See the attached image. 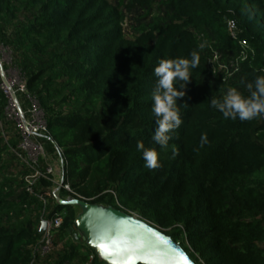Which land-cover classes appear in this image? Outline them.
I'll use <instances>...</instances> for the list:
<instances>
[{"label":"trees","instance_id":"obj_1","mask_svg":"<svg viewBox=\"0 0 264 264\" xmlns=\"http://www.w3.org/2000/svg\"><path fill=\"white\" fill-rule=\"evenodd\" d=\"M164 1L168 20L130 35L126 12L148 8L150 0H0V48L11 53L45 112L48 131L41 141L49 154L64 158L65 182L74 192L64 196L118 203L157 225L195 264H264V116L225 119L209 106L230 86L247 97V84L264 75V0ZM228 20H235L254 54L226 81L218 73L210 83L205 53H222L228 61L240 53ZM193 51L200 64L177 101L182 124L161 148L152 141L154 68ZM1 84L0 74V132L10 125ZM205 133L208 143L201 147ZM137 141L157 151L161 167H145ZM18 143L15 134L0 148V158H9L0 165V264H32L41 239L44 204L26 192L29 170L11 150ZM11 162L22 168L19 179L7 172ZM52 187L42 179L36 191ZM47 212L66 214L54 240L58 248L75 208L51 200ZM54 254L44 264H53ZM74 254L64 248L54 264ZM93 264L107 263L95 257Z\"/></svg>","mask_w":264,"mask_h":264},{"label":"built area","instance_id":"obj_2","mask_svg":"<svg viewBox=\"0 0 264 264\" xmlns=\"http://www.w3.org/2000/svg\"><path fill=\"white\" fill-rule=\"evenodd\" d=\"M230 35L238 41L240 47L239 56L236 59L225 62L222 65L225 81L227 78L238 73L241 63L249 55L254 54L250 43L246 39L240 38V31L235 20L227 21ZM214 60H220V54L213 51ZM2 84L1 89L8 101L6 118L15 124L19 135V143L16 149H11L17 160L23 164L29 173L24 177L26 192L32 196H37L44 204L42 222L47 223L46 230L38 243L33 247L35 258L32 264L42 263L52 255L56 247L54 240L58 230L64 223L65 213L55 212L48 216L47 207L50 201L60 197L59 192L65 191L74 195L70 185L65 182V161L60 152L49 154L41 138L48 131L45 112L38 99L31 95L27 89L26 81L20 77L21 73L5 72L3 62H0ZM8 74L9 77H8ZM12 74L15 76L12 77ZM22 76V75H21ZM42 179L52 182L53 187L44 194L37 193L36 189ZM82 200V199H81ZM93 257L91 258V262Z\"/></svg>","mask_w":264,"mask_h":264},{"label":"clouds","instance_id":"obj_3","mask_svg":"<svg viewBox=\"0 0 264 264\" xmlns=\"http://www.w3.org/2000/svg\"><path fill=\"white\" fill-rule=\"evenodd\" d=\"M199 64L200 55L193 51L190 58L161 59L154 68L157 79L151 94V111L156 117V129L152 141L161 148L167 147L171 139L169 134L182 124L177 101L186 95L181 89L190 82L191 70L198 68ZM247 90L249 95L245 97L236 88L230 87L222 98L213 96L209 106L219 111L225 119L249 121L264 116V75L257 76L253 83L247 84ZM207 143V134H202L200 146ZM136 148L142 152L145 167L149 170L161 167L155 149L145 147L142 141H137Z\"/></svg>","mask_w":264,"mask_h":264},{"label":"water","instance_id":"obj_4","mask_svg":"<svg viewBox=\"0 0 264 264\" xmlns=\"http://www.w3.org/2000/svg\"><path fill=\"white\" fill-rule=\"evenodd\" d=\"M2 71V66L0 65ZM57 204L84 207L92 221L94 243L100 244L107 264H195L185 250L163 232L121 211L105 212L86 201L58 197ZM47 223L43 221L39 234Z\"/></svg>","mask_w":264,"mask_h":264},{"label":"rangeland","instance_id":"obj_5","mask_svg":"<svg viewBox=\"0 0 264 264\" xmlns=\"http://www.w3.org/2000/svg\"><path fill=\"white\" fill-rule=\"evenodd\" d=\"M150 1H151V5L148 8L137 7L135 10L132 11L129 10L126 12L125 21L123 25L126 33L133 35L134 33L138 32L142 28V26L144 27L146 26V28H148L152 24H156L168 20L169 18L168 4L164 0H150ZM219 54H220V60L216 61L214 60L212 54L205 53V55L207 56L206 64L211 71V73H208L205 78L210 83L213 82L214 76L216 74L223 73L222 65L228 61L227 59L228 56H225L222 53ZM237 57L238 56H235L232 59H236ZM0 62L1 63L3 62L5 67L4 70L5 72H10V73L13 72V74L20 73L19 69L15 68L13 65V57L11 53L3 47L0 48ZM13 74L11 77L12 79L13 77H15ZM9 75L10 74H8V77ZM20 77L22 76L20 75ZM230 87H227L225 89V93L227 89ZM234 88H236L240 93H242L243 91V89L240 87H234ZM9 122L10 125H8V127L6 126L4 128H1L0 133L4 139H2L0 142V148L4 147V141L6 142L8 139L13 138L15 134H18L15 124L11 121ZM7 160H9L8 155L4 153L3 156L0 158V165H2ZM11 163L12 164L11 166L8 167L7 172L10 173L14 178L19 179V177L23 173L22 168L20 167V164L14 162ZM59 194H61L60 198L62 199L66 200L69 198V196L66 195L64 196L61 191L59 192ZM116 204L115 205L96 204L95 206L102 209L105 212H114V211L125 212L157 228V225L149 222L146 219H143L138 214L126 212L119 206L118 203ZM74 208L76 212V219L72 227L67 232V234L63 237L62 241H60L58 248H56L54 254L55 259H53L54 260L53 264L55 263V260L59 259L63 255L64 248H67L68 252L75 251L74 257L66 264H93L95 261V257H97L98 261L101 262V260H103L104 254L101 245L94 243L92 229H91L92 221L88 222L84 219V217L88 215L84 207L74 206ZM92 257L93 260L91 262Z\"/></svg>","mask_w":264,"mask_h":264}]
</instances>
